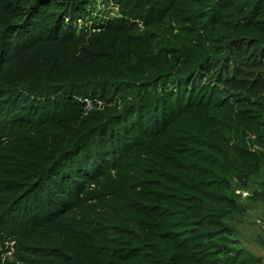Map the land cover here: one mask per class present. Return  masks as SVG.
Wrapping results in <instances>:
<instances>
[{
	"label": "trees",
	"instance_id": "16d2710c",
	"mask_svg": "<svg viewBox=\"0 0 264 264\" xmlns=\"http://www.w3.org/2000/svg\"><path fill=\"white\" fill-rule=\"evenodd\" d=\"M245 216L264 0H0V264H263Z\"/></svg>",
	"mask_w": 264,
	"mask_h": 264
},
{
	"label": "rangeland",
	"instance_id": "374dc122",
	"mask_svg": "<svg viewBox=\"0 0 264 264\" xmlns=\"http://www.w3.org/2000/svg\"><path fill=\"white\" fill-rule=\"evenodd\" d=\"M244 220L250 221V219L247 216L243 217L241 220L242 222L240 223L239 227H240V230L244 231V235L246 237H250V238L249 239L243 238L242 243L254 255L261 256L263 258V261H264V250L262 249V247L259 244H257L256 242L254 243L253 240H251V238L253 239V234H255L257 231H260V230L258 228H254L253 225L248 224L249 222L246 224L244 222ZM256 222L258 223V220ZM260 233H261V231H260Z\"/></svg>",
	"mask_w": 264,
	"mask_h": 264
},
{
	"label": "clouds",
	"instance_id": "9594fccd",
	"mask_svg": "<svg viewBox=\"0 0 264 264\" xmlns=\"http://www.w3.org/2000/svg\"><path fill=\"white\" fill-rule=\"evenodd\" d=\"M5 244H6V247H9V250L7 252H5V254L2 255L3 260H4L5 256L12 257V254L14 251V249H13L14 242H9V243L6 242Z\"/></svg>",
	"mask_w": 264,
	"mask_h": 264
},
{
	"label": "built area",
	"instance_id": "2783aa9c",
	"mask_svg": "<svg viewBox=\"0 0 264 264\" xmlns=\"http://www.w3.org/2000/svg\"><path fill=\"white\" fill-rule=\"evenodd\" d=\"M243 196H246L247 195V192H242L241 193Z\"/></svg>",
	"mask_w": 264,
	"mask_h": 264
}]
</instances>
